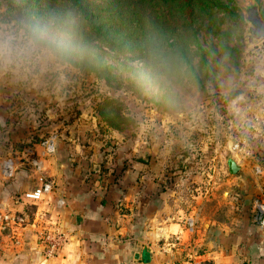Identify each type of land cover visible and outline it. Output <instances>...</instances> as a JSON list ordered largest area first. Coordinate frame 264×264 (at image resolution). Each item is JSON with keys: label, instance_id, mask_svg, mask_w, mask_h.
Segmentation results:
<instances>
[{"label": "rangeland", "instance_id": "1", "mask_svg": "<svg viewBox=\"0 0 264 264\" xmlns=\"http://www.w3.org/2000/svg\"><path fill=\"white\" fill-rule=\"evenodd\" d=\"M259 1L233 3L244 13L239 5ZM84 3L100 12L101 20L111 8L110 0ZM65 4L60 0L57 6ZM62 14L47 0H0V21L43 23ZM198 14L197 39L190 36L187 44L189 62L174 68L156 61L163 67L157 75L136 50H120L87 34L72 35V50L87 57L82 66L62 61L17 78L0 73V158L10 149L6 133L12 127L27 144L54 136L66 167L77 166L89 153L92 163L114 176L138 155H147L148 142L156 137V146L182 159L189 172L181 195L211 194V185H220L215 194L223 199L234 176L228 173L227 158L243 164L248 152L260 149L250 140L262 126L264 115L255 112H262L264 104L250 94L258 82L256 63L264 40L248 44L247 23L240 25L235 12L213 8Z\"/></svg>", "mask_w": 264, "mask_h": 264}, {"label": "crops", "instance_id": "2", "mask_svg": "<svg viewBox=\"0 0 264 264\" xmlns=\"http://www.w3.org/2000/svg\"><path fill=\"white\" fill-rule=\"evenodd\" d=\"M258 5L264 18V0ZM261 50L258 82L250 95L264 104V45ZM255 113L264 115V110ZM261 123L250 140L260 149L247 153L240 170L229 177L221 200L215 194L220 185H211L216 188L211 194L181 195L189 172L182 159L156 146V137L150 138L147 155H138L114 176L92 163L89 153L73 167L64 166L56 150L42 156L57 190L48 200H31L28 194L38 179L29 158L41 154L43 140L27 144L11 127L6 133L11 151L0 158V215L21 220L0 219V264H142L144 246L150 248L147 264H264V228L256 222L253 206L255 199L264 198V119ZM3 144L0 141V149ZM28 149L32 153L24 156ZM8 157L14 160V170L5 175L1 163ZM59 197L65 203L57 208L54 200ZM187 218L194 221L192 228ZM42 227L66 236L53 258L44 256L39 243Z\"/></svg>", "mask_w": 264, "mask_h": 264}, {"label": "trees", "instance_id": "3", "mask_svg": "<svg viewBox=\"0 0 264 264\" xmlns=\"http://www.w3.org/2000/svg\"><path fill=\"white\" fill-rule=\"evenodd\" d=\"M47 1L63 13L61 17L70 14L75 18L72 35L87 34L101 42L117 44L120 50L126 46L136 50L156 75L163 71L156 61L174 68L189 62L187 44L190 36L197 39L199 27L194 26L199 12L209 13L213 8L229 14L235 12L239 24H244L243 13L233 0H110L105 20L100 19V12L88 9L84 0H63L66 8L57 6L60 0ZM64 61L82 66L87 57L71 49ZM188 66L194 72L190 63Z\"/></svg>", "mask_w": 264, "mask_h": 264}, {"label": "clouds", "instance_id": "4", "mask_svg": "<svg viewBox=\"0 0 264 264\" xmlns=\"http://www.w3.org/2000/svg\"><path fill=\"white\" fill-rule=\"evenodd\" d=\"M71 15L43 23L19 18L0 21V73L22 77L66 60L72 49Z\"/></svg>", "mask_w": 264, "mask_h": 264}, {"label": "built area", "instance_id": "5", "mask_svg": "<svg viewBox=\"0 0 264 264\" xmlns=\"http://www.w3.org/2000/svg\"><path fill=\"white\" fill-rule=\"evenodd\" d=\"M41 145L44 150L40 155L29 158V163L37 172L38 184L37 186L28 194L31 200H48L54 192L57 190V184L53 176L48 174L44 167L42 156H47L53 154L56 150L55 137L50 136L43 141ZM25 155L32 153L31 150H25ZM2 171L5 175H10L14 170V160L11 157L4 159L1 163ZM262 167H256L257 172H261ZM65 203L64 199L59 197L54 200L55 207L59 208ZM255 208V220L261 228H264V198L255 199L253 202ZM0 219L6 220L7 223L15 221L17 218L15 215L11 214H1ZM21 220V219H19ZM185 223L188 227L192 228L194 226V221L191 218H187ZM66 236L63 232L56 230L52 227H42L39 231V243L41 244L43 254L46 258H53L57 255L58 250L65 242ZM162 264H172L169 262H164Z\"/></svg>", "mask_w": 264, "mask_h": 264}, {"label": "water", "instance_id": "6", "mask_svg": "<svg viewBox=\"0 0 264 264\" xmlns=\"http://www.w3.org/2000/svg\"><path fill=\"white\" fill-rule=\"evenodd\" d=\"M244 13V22L247 23L246 27V39L248 44H257L264 40V18L262 17L257 2H246L239 5ZM227 169L230 175H235L242 167L241 163H238L232 156H229L226 160ZM150 248L144 246V253L140 257L142 264H147L149 261ZM139 259V256H137Z\"/></svg>", "mask_w": 264, "mask_h": 264}]
</instances>
